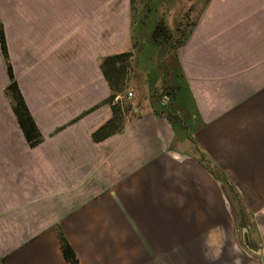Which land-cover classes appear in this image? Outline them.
<instances>
[{
  "label": "crops",
  "instance_id": "obj_1",
  "mask_svg": "<svg viewBox=\"0 0 264 264\" xmlns=\"http://www.w3.org/2000/svg\"><path fill=\"white\" fill-rule=\"evenodd\" d=\"M134 25L128 4L0 0L14 76L43 135L32 147L20 126L6 95L11 79L0 41V264H72L60 232L80 264L162 255L152 240L168 238V207L177 209L180 230L207 224L221 207L220 182L233 195L237 225L239 207L249 214L242 226L248 254L233 247L212 260L210 249H179L199 257L181 264H264V253L244 245L246 233L254 241L253 216L231 178L235 167L248 168L264 192L256 163L264 160V0H207L185 41L168 45L175 61L162 75L135 60L136 113L120 132L95 141L113 116L101 60L133 50ZM256 223L264 243L263 217Z\"/></svg>",
  "mask_w": 264,
  "mask_h": 264
},
{
  "label": "rangeland",
  "instance_id": "obj_2",
  "mask_svg": "<svg viewBox=\"0 0 264 264\" xmlns=\"http://www.w3.org/2000/svg\"><path fill=\"white\" fill-rule=\"evenodd\" d=\"M206 2L207 0H105V5H110L111 7L120 8L123 7L124 4H128L129 6L131 5L132 8L133 21L135 23L134 46H136V48L134 49L133 47L134 58L130 60L129 73L133 71V63L136 60L135 65H137V67L146 66L148 70L152 69L151 72L156 71L154 70L156 68L160 75H162V73L164 74V66H171L174 64L175 54L174 49H170L169 46L167 48H164V46L161 47V44L153 40V35L157 26L160 21H163L170 31L173 32V42L179 40L180 44L181 40L186 38L189 31L196 23L198 16L206 6ZM177 28H179V30H177ZM168 44L171 45L173 43L169 42ZM164 59H167L170 63L160 64L158 62ZM150 61H157V63H150ZM128 83L129 74L120 95L121 106L124 112V122L126 117L132 118L135 115L136 112L134 111V107L137 104L135 99H129L128 96L130 92L134 93L133 87L131 86L135 85V81L130 80V83ZM136 83L137 97H141L145 88L144 80L139 77ZM160 100V95L155 97V101L159 102ZM256 163L263 168L258 169V171H264V160L257 161ZM232 173L231 178L236 184L238 191L237 195H239L240 199L246 204L253 216V223L250 224V232L255 243V249H258L259 244L263 243V240L260 235L262 226H257L256 219L257 217H260V220L262 217L264 219V216H262L264 215V203L262 202L264 192L262 191L263 185L260 184L259 186L252 184L250 181L256 178L260 180L261 177H255L253 174H250L248 168L241 169L240 167H235ZM217 185L219 187L217 199H219L221 207L217 208L214 216L212 214L207 215L208 217L206 216L207 224H185L182 230H180L179 224L176 223L179 221L177 220V209L168 207L169 217H171L170 220L172 221L167 225L168 238L162 241L152 240V251H155L154 248H162V253L164 254L161 255L158 253L146 257H139L137 255L136 264H181V259L199 258L179 256V249L188 248L210 249L208 258L212 260H219L221 253L233 247L242 248V250L248 254V251L244 249L242 245L243 225H237L238 208L236 207L233 195L224 183L220 182ZM196 196L191 195L193 199H196ZM191 210L194 211L196 209L191 208ZM156 219L158 220V218ZM155 226L158 225H151L153 233L159 231L156 230ZM208 236L212 238L209 239ZM159 244L161 246H159ZM260 259L264 263V255H261Z\"/></svg>",
  "mask_w": 264,
  "mask_h": 264
},
{
  "label": "trees",
  "instance_id": "obj_3",
  "mask_svg": "<svg viewBox=\"0 0 264 264\" xmlns=\"http://www.w3.org/2000/svg\"><path fill=\"white\" fill-rule=\"evenodd\" d=\"M179 30V28H178ZM173 32L167 27V25L160 21L157 26L153 40L161 44V47H168V43L173 40ZM0 41L1 48L4 55V58L7 63L8 73L11 79V83L6 88V95L8 96L14 112L17 116V119L20 123L21 128L23 129L25 136L29 142V144L34 147L40 144L43 141V135L37 127L34 118L31 115V112L27 106V103L23 97V94L19 88V85L15 79L13 67L10 60V55L8 52L5 32L2 26H0ZM177 41V40H176ZM176 41L174 43H176ZM185 39L181 40L180 44H182ZM179 45V40L177 43ZM136 46H134V49ZM134 58V51L130 50L127 52L109 55L104 57L101 60V67L105 74V77L109 81L112 93L104 103H109L112 106L113 116L111 119L102 125L99 129H97L93 133V137L95 141H101L108 136L116 134L123 129L124 126V112L122 110L120 99L116 100L118 96L121 95L123 91V86L126 84L128 74H129V66L131 64V59ZM98 107V106H96ZM95 107V108H96ZM95 108L91 109L94 110ZM226 180V179H224ZM236 197V195H235ZM239 212L243 215V222L241 225L246 226L248 223L245 222L246 209L244 207H239ZM61 245L63 249V253L67 260H69L72 264H80V260L78 254L69 243L67 238L60 232Z\"/></svg>",
  "mask_w": 264,
  "mask_h": 264
},
{
  "label": "flooded vegetation",
  "instance_id": "obj_4",
  "mask_svg": "<svg viewBox=\"0 0 264 264\" xmlns=\"http://www.w3.org/2000/svg\"><path fill=\"white\" fill-rule=\"evenodd\" d=\"M245 240H246V242L249 244V246L255 248V243H254V241H252V239L249 237L248 233H246V237H245V239H243L244 245L247 246L246 243H245ZM256 249H257V248H256ZM258 249H259V248H258ZM263 251H264V250H263ZM263 251H262V253H264Z\"/></svg>",
  "mask_w": 264,
  "mask_h": 264
},
{
  "label": "water",
  "instance_id": "obj_5",
  "mask_svg": "<svg viewBox=\"0 0 264 264\" xmlns=\"http://www.w3.org/2000/svg\"><path fill=\"white\" fill-rule=\"evenodd\" d=\"M247 230H248L247 227H244V228H243L244 233L247 232ZM245 243H246L247 247H248L253 253H256V254H261V253H262V250H261V249H255V248L249 246V244L246 242V240H245Z\"/></svg>",
  "mask_w": 264,
  "mask_h": 264
},
{
  "label": "built area",
  "instance_id": "obj_6",
  "mask_svg": "<svg viewBox=\"0 0 264 264\" xmlns=\"http://www.w3.org/2000/svg\"><path fill=\"white\" fill-rule=\"evenodd\" d=\"M128 96H129V98H131V97L133 96V93L130 92V93L128 94Z\"/></svg>",
  "mask_w": 264,
  "mask_h": 264
}]
</instances>
